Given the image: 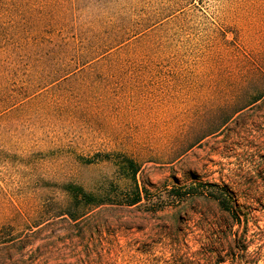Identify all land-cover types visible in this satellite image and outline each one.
Wrapping results in <instances>:
<instances>
[{
    "label": "rangeland",
    "instance_id": "1",
    "mask_svg": "<svg viewBox=\"0 0 264 264\" xmlns=\"http://www.w3.org/2000/svg\"><path fill=\"white\" fill-rule=\"evenodd\" d=\"M138 2L137 15L163 10L161 21L127 37L113 57L156 62H22L6 67L12 73L0 69L2 93L14 98L0 112V228L23 234L53 215L71 199L66 184L112 200L131 181L117 159L87 160L125 155L140 167L139 188L160 199L156 211L109 201L74 228L52 218L38 236H59L41 250L50 252L47 264H264L258 141L233 119L188 149L245 76L235 39L243 35L250 48L264 50V0ZM28 85L32 94L24 93ZM197 183L232 187L240 223L201 196L167 198L173 188Z\"/></svg>",
    "mask_w": 264,
    "mask_h": 264
},
{
    "label": "trees",
    "instance_id": "2",
    "mask_svg": "<svg viewBox=\"0 0 264 264\" xmlns=\"http://www.w3.org/2000/svg\"><path fill=\"white\" fill-rule=\"evenodd\" d=\"M135 1V0H134ZM0 0V69L22 62H58L85 64L87 62H156V60L115 59L114 51L119 50L130 35L136 36L158 25L163 10L154 14L139 16L134 11L138 0ZM240 35L235 39L236 61L247 62V71L234 87V96L225 103L219 116L212 117L209 130L191 143L188 149L200 143L235 119V128L244 132L250 130L256 155L264 160V50L250 48ZM5 68V69H4ZM12 73V72H11ZM6 83L0 80V112L8 110L14 98L5 96ZM33 86L24 88V93H33ZM36 91V90H35ZM4 95V96H1ZM29 94V95H31ZM263 153V156L260 154ZM182 156V155H181ZM116 160L124 178L132 185L121 194L109 200V196L93 195L74 184L62 186L71 198L65 206L53 215L41 216L39 223L27 225L24 233L16 234L10 227L0 228V264H47L50 252L41 251L52 246L59 236L49 232L48 237L38 239L52 226L53 219L60 218L74 228L89 217L93 210L111 205L144 208L156 211L160 203L145 188H139L136 175L138 163L125 155L95 154L87 160ZM96 161V160H95ZM98 161V160H97ZM173 203L191 196H201L240 223L236 210L234 189L227 184L197 183L176 187L166 192ZM51 216V218H47ZM53 218V219H52ZM89 229V228H88ZM41 244L34 247L33 241ZM17 255L16 258L13 256Z\"/></svg>",
    "mask_w": 264,
    "mask_h": 264
}]
</instances>
